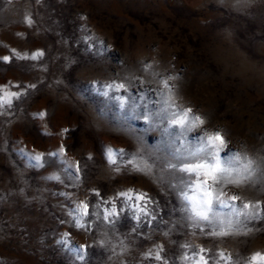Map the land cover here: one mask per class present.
<instances>
[{
	"label": "rangeland",
	"instance_id": "obj_1",
	"mask_svg": "<svg viewBox=\"0 0 264 264\" xmlns=\"http://www.w3.org/2000/svg\"><path fill=\"white\" fill-rule=\"evenodd\" d=\"M3 56L0 96H21L0 102V264H252L264 254V220L232 217L241 223L228 236L210 235L221 229L190 218L193 189L167 167L180 163L173 148L219 131L264 169V0H0ZM169 95V113L192 108L205 124L168 128L151 113ZM133 157L150 171H135ZM223 187L237 207L264 206V184ZM130 189L150 198L147 216L119 196ZM113 206L119 215L105 220Z\"/></svg>",
	"mask_w": 264,
	"mask_h": 264
},
{
	"label": "snow or ice",
	"instance_id": "obj_2",
	"mask_svg": "<svg viewBox=\"0 0 264 264\" xmlns=\"http://www.w3.org/2000/svg\"><path fill=\"white\" fill-rule=\"evenodd\" d=\"M31 24V19L28 20ZM13 52L15 50L13 49ZM18 55V54H17ZM43 55V53H37L32 56V59H36L37 56ZM24 59L25 57H20ZM5 62L11 60L10 56L0 57ZM176 79V77H169L163 81L165 88H169V80ZM19 87V86H18ZM30 87H35L31 85ZM109 89L120 90L124 89L125 85L120 84H108ZM107 95V93H105ZM19 92L5 91L3 96H0V102H3L9 106L12 104V98H20ZM123 104V97H117ZM146 107V106H145ZM156 105L153 104V108ZM169 108H175L173 103V97L171 95L167 98H161V107L151 114L166 121L168 128H179L180 134L185 135L188 132H192L194 129L199 128L205 124V120L199 115H193L192 108H185L183 110H174L168 112ZM43 118L46 113L41 112L38 114ZM145 120L149 119L148 115L144 116ZM64 131H67L65 129ZM168 131V129H165ZM175 135V133H170ZM179 137H177L178 139ZM199 143L191 145H183L184 151L181 152L178 148L172 149L173 157L180 161L179 164L169 162L167 167L177 170L179 173L186 174V176H180L179 182L185 184L193 189V195L189 196L187 193L183 194V200L190 204L191 219L196 221L197 226L200 222H206L205 227H219L220 231H214L209 233L214 237H225L230 234V230L234 224H239V219L233 220L232 217L243 216L245 220L254 221L256 219L264 220V216L261 215V211H264V206L260 201L255 203L249 201L243 203L242 207H237V202L241 200V197L237 195L228 196L224 191L223 186L239 187L247 183H261L264 184V169L260 168L252 159L242 156L238 152L232 151L228 148L227 141L221 132L204 133L198 137ZM121 154L125 153V149L119 150ZM64 152L63 146L60 148V152H51L49 156H58ZM110 162L115 164L116 161L112 160V149H108ZM37 166L42 167L44 162V153H38L32 157ZM91 159V157H89ZM142 159V158H141ZM128 165H132L133 169L138 172L150 171V165L147 161L142 163L137 162L136 157L127 160ZM79 163H77L76 171L79 172ZM50 179L59 180V176L49 177ZM95 195L100 196L99 192ZM120 197H126L128 201L140 202L139 213L147 216L146 205L150 202V198H147L146 193H137L135 196L130 189L127 192H120ZM107 202V201H105ZM81 209V216L88 217L89 205L88 203L81 202L78 206ZM219 209H228L227 212L217 211ZM119 213L116 207L113 206L110 212H106L104 219L109 217L118 216ZM155 219V215L152 217ZM136 219H140V215H136ZM78 227L83 228V224H78ZM203 231V229H201ZM81 249H85L86 246L81 245ZM201 252H205L206 249L201 248ZM223 257V253H221ZM78 259L83 260L84 256H78ZM156 260H161L162 257L157 252L155 256ZM201 264H208V260L201 255ZM252 264H264V254L256 252L251 257Z\"/></svg>",
	"mask_w": 264,
	"mask_h": 264
}]
</instances>
